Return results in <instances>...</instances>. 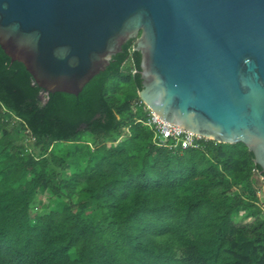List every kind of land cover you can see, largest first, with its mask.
Instances as JSON below:
<instances>
[{"label": "trees", "instance_id": "16d2710c", "mask_svg": "<svg viewBox=\"0 0 264 264\" xmlns=\"http://www.w3.org/2000/svg\"><path fill=\"white\" fill-rule=\"evenodd\" d=\"M135 41L77 96L47 95L0 46V264H264L253 153L160 146Z\"/></svg>", "mask_w": 264, "mask_h": 264}, {"label": "water", "instance_id": "95a60500", "mask_svg": "<svg viewBox=\"0 0 264 264\" xmlns=\"http://www.w3.org/2000/svg\"><path fill=\"white\" fill-rule=\"evenodd\" d=\"M130 40L149 110L264 173V0H0V46L47 95H79Z\"/></svg>", "mask_w": 264, "mask_h": 264}, {"label": "built area", "instance_id": "2783aa9c", "mask_svg": "<svg viewBox=\"0 0 264 264\" xmlns=\"http://www.w3.org/2000/svg\"><path fill=\"white\" fill-rule=\"evenodd\" d=\"M147 110L149 111V117L145 122V125L150 127L155 132V141H158L160 146H167L170 140H172L175 144L173 146L180 145L183 149H187L197 147V142L203 138L188 132L178 125L163 121L151 110Z\"/></svg>", "mask_w": 264, "mask_h": 264}, {"label": "rangeland", "instance_id": "374dc122", "mask_svg": "<svg viewBox=\"0 0 264 264\" xmlns=\"http://www.w3.org/2000/svg\"><path fill=\"white\" fill-rule=\"evenodd\" d=\"M88 139H90V137H88ZM70 172L69 171H67V172H65V174H69ZM258 185L261 187V192L260 193H258V195L260 196V199H261V201H262V204H261V207H262V209H264V183H263V181H259L258 182ZM42 202V204H44V205H46V204H48L49 202H50V200H49V198H48V195H44V196H41V197H39V200L37 201V202ZM50 204V203H49ZM39 212L41 213V214H45V213H47L48 212V210L47 209H45V208H41V209H39ZM243 216H245V214L244 213H242L237 219H235V223L237 224V225H239V224H245V223H247V222H249L250 223V220L249 219H251V218H249V219H244V218H242ZM247 218V217H246ZM242 219V220H241ZM252 220V219H251Z\"/></svg>", "mask_w": 264, "mask_h": 264}, {"label": "clouds", "instance_id": "9594fccd", "mask_svg": "<svg viewBox=\"0 0 264 264\" xmlns=\"http://www.w3.org/2000/svg\"><path fill=\"white\" fill-rule=\"evenodd\" d=\"M148 109V108H147Z\"/></svg>", "mask_w": 264, "mask_h": 264}]
</instances>
